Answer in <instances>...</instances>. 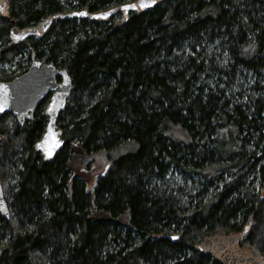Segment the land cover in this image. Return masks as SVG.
I'll return each instance as SVG.
<instances>
[{
    "label": "trees",
    "instance_id": "1",
    "mask_svg": "<svg viewBox=\"0 0 264 264\" xmlns=\"http://www.w3.org/2000/svg\"><path fill=\"white\" fill-rule=\"evenodd\" d=\"M128 1L8 0L0 16V81L34 58L73 86L51 161L35 149L43 105L21 126L0 118V264H219L193 247L244 231L264 259V0H162L126 23L9 39L13 25ZM99 153L109 167L93 182L76 169Z\"/></svg>",
    "mask_w": 264,
    "mask_h": 264
},
{
    "label": "water",
    "instance_id": "2",
    "mask_svg": "<svg viewBox=\"0 0 264 264\" xmlns=\"http://www.w3.org/2000/svg\"><path fill=\"white\" fill-rule=\"evenodd\" d=\"M142 0H131L119 5L111 6L99 11L87 9L70 10L50 14L35 26L18 29L12 26L9 39L12 43H20L29 38L42 39L53 23L68 19L89 20L97 23H108L116 15H120L121 22L126 23L131 14H143L155 8L162 0H143L150 6L129 7L126 5H139ZM84 13V15H79ZM0 16L9 18L8 0H0ZM71 78L65 69H58L52 63L32 58L29 68L10 81H0V118L10 114L21 126L33 119V112L44 104V115L47 118L45 132L35 144V149L41 154L44 161H51L60 150L63 142L61 131L57 128L58 115L64 110L72 91ZM46 136L49 138L45 140ZM58 141V144L56 142ZM56 144L55 147L53 145ZM38 145H42L38 147ZM51 155H47L48 152ZM94 177L93 182L96 181ZM0 215L7 219L9 216L6 200L0 184ZM242 233H228L210 235L203 238L193 249L198 253L216 260L219 264H264V259L253 255L243 249L240 244L244 239Z\"/></svg>",
    "mask_w": 264,
    "mask_h": 264
},
{
    "label": "rangeland",
    "instance_id": "3",
    "mask_svg": "<svg viewBox=\"0 0 264 264\" xmlns=\"http://www.w3.org/2000/svg\"><path fill=\"white\" fill-rule=\"evenodd\" d=\"M66 11H70V10H66ZM120 15H118L116 17V20L119 21L120 19ZM41 61V60H40ZM25 65V63H24ZM13 69L14 65L12 66H5V68H10ZM45 104V103H44ZM44 104L43 105V110H44ZM93 161L91 164H82L81 166L78 167V172H80L82 169H86V170H90V172H88L89 174V178H93L94 176H96L97 174L103 172L104 170H106L109 167V162L106 159V157L104 156V154H96L95 156H93ZM96 174V175H95ZM92 180V179H91ZM90 188V186H88ZM259 192L261 195H264V188L263 189H259Z\"/></svg>",
    "mask_w": 264,
    "mask_h": 264
},
{
    "label": "snow or ice",
    "instance_id": "4",
    "mask_svg": "<svg viewBox=\"0 0 264 264\" xmlns=\"http://www.w3.org/2000/svg\"><path fill=\"white\" fill-rule=\"evenodd\" d=\"M151 2H155V0H151ZM148 6H150V4L149 3H145V2H143V0H142V2L139 4V5H126L125 6V8H124V10L125 11H127L128 10V8L129 7H140V8H144V7H148ZM79 15H84V13H80ZM0 111H2V108H0ZM49 138L46 136V138H45V140L47 141ZM56 144H58V141L56 142ZM56 144H54L53 145V147H55L56 146ZM42 145H38V147H41ZM47 155H51V152L49 151L48 153H47ZM246 231H247V229H246ZM172 239H177V237H172Z\"/></svg>",
    "mask_w": 264,
    "mask_h": 264
}]
</instances>
